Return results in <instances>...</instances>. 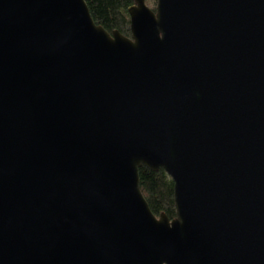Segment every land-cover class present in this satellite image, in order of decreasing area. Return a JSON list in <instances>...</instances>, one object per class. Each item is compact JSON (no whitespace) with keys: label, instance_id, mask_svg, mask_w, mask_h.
<instances>
[{"label":"water","instance_id":"95a60500","mask_svg":"<svg viewBox=\"0 0 264 264\" xmlns=\"http://www.w3.org/2000/svg\"><path fill=\"white\" fill-rule=\"evenodd\" d=\"M156 6L0 0V264H264V0Z\"/></svg>","mask_w":264,"mask_h":264},{"label":"trees","instance_id":"16d2710c","mask_svg":"<svg viewBox=\"0 0 264 264\" xmlns=\"http://www.w3.org/2000/svg\"><path fill=\"white\" fill-rule=\"evenodd\" d=\"M96 24L108 32L118 30L123 36L131 37L129 9L135 0H86ZM147 6L156 11L157 0H145ZM140 190L148 201L151 212L156 216L164 213L170 220L176 217L174 182L164 168L157 171L142 166L139 170Z\"/></svg>","mask_w":264,"mask_h":264}]
</instances>
